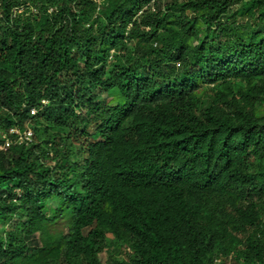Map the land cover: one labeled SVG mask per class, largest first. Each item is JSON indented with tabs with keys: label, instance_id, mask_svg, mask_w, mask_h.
<instances>
[{
	"label": "trees",
	"instance_id": "trees-1",
	"mask_svg": "<svg viewBox=\"0 0 264 264\" xmlns=\"http://www.w3.org/2000/svg\"><path fill=\"white\" fill-rule=\"evenodd\" d=\"M0 146V264H264V0H0Z\"/></svg>",
	"mask_w": 264,
	"mask_h": 264
},
{
	"label": "clouds",
	"instance_id": "clouds-1",
	"mask_svg": "<svg viewBox=\"0 0 264 264\" xmlns=\"http://www.w3.org/2000/svg\"><path fill=\"white\" fill-rule=\"evenodd\" d=\"M43 104H47L46 101H43ZM37 114V110L34 109L32 111V115H36ZM11 134H15L16 136L21 137L19 140V143L22 144L23 142H26L27 145H29L30 143L34 142V134L31 130H27L25 131V133H21L18 129H14L11 131Z\"/></svg>",
	"mask_w": 264,
	"mask_h": 264
},
{
	"label": "rangeland",
	"instance_id": "rangeland-1",
	"mask_svg": "<svg viewBox=\"0 0 264 264\" xmlns=\"http://www.w3.org/2000/svg\"><path fill=\"white\" fill-rule=\"evenodd\" d=\"M29 130H31L32 132H33V134H34V136L36 135L35 134V131H34V126H30L29 127ZM3 149H2V147L0 146V152L2 151ZM67 228L66 227H64V230H66ZM88 232H86V234H87ZM101 261H102V264H114L113 262H114V260L112 259V257L107 253V252H104V253H102V255H101Z\"/></svg>",
	"mask_w": 264,
	"mask_h": 264
}]
</instances>
